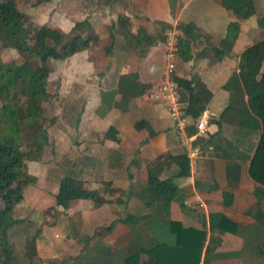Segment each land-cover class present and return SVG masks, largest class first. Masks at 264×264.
I'll use <instances>...</instances> for the list:
<instances>
[{
    "label": "crops",
    "instance_id": "obj_1",
    "mask_svg": "<svg viewBox=\"0 0 264 264\" xmlns=\"http://www.w3.org/2000/svg\"><path fill=\"white\" fill-rule=\"evenodd\" d=\"M252 4L254 13L240 19L219 0L100 1V86L73 82L93 71L86 49L64 59L71 64L59 95L68 106L79 103V110L71 120L59 118L53 135L57 155L60 141L65 142L62 156L74 186L97 190L106 202L73 199L66 208L56 206L59 175L50 187L37 189L31 217L39 230L36 260L27 264H85V255L96 253L100 264H122L135 252L141 262L147 257L144 249L172 241L169 220L205 231L198 264H264V187L247 173L258 133L224 111L229 91L222 87L237 72L241 51L264 37L256 20L264 14L261 0ZM234 21L236 37L226 40V26ZM75 22L65 17L57 23L72 29ZM187 23L195 26L190 57L177 58L174 75L200 81L210 93L198 116L205 120L202 132L198 118L186 117L178 127L144 96L163 76L165 31L179 36L178 25ZM181 153L189 158V173L172 179L177 198L163 215L145 189L146 167L159 155ZM157 170L165 179L177 167L161 158ZM44 179L49 181L47 175ZM16 209L12 216L20 223L24 217L15 216ZM127 213L140 217L133 233L121 221ZM217 216L233 222L234 229H218L231 226L220 222L217 227Z\"/></svg>",
    "mask_w": 264,
    "mask_h": 264
},
{
    "label": "trees",
    "instance_id": "obj_2",
    "mask_svg": "<svg viewBox=\"0 0 264 264\" xmlns=\"http://www.w3.org/2000/svg\"><path fill=\"white\" fill-rule=\"evenodd\" d=\"M45 0H34L38 5ZM234 16L243 19L254 13L252 0H219ZM257 24L264 27V14L257 16ZM85 27L84 20L73 24V29ZM181 35L177 38V58L185 61L190 57V41L193 37V24L178 25ZM238 23L230 22L226 26L224 39L236 37ZM25 28L20 10L15 0H0V48H13L23 57L20 63L0 61V99L6 102L0 106V264H11L13 244L9 241L8 230L18 223L13 218V208L22 199L24 188L34 180V176L25 169V161L38 160L48 142L46 130L42 126V103L47 100V79L49 70L46 61H61L78 51L88 48L95 34L82 37L79 33L67 36L56 28L39 27L33 35L30 45L21 40ZM37 60L38 64H34ZM176 83L178 101L183 115L196 120L209 91L200 81L171 75ZM222 87L229 91L226 110L236 116L238 125L258 133L251 156L248 158L249 177L264 187V37L245 47L239 54L237 72H233ZM17 95L23 98V104L16 101ZM244 95L246 98L244 99ZM28 134L27 149L21 147L20 133ZM151 134V132H149ZM168 159L177 170L171 177L160 179L157 162ZM145 189L153 197L154 210L167 215L168 205L177 198L178 189L172 181L174 177L189 173V158L185 153L177 155H159L146 167ZM74 178L62 176L54 195L56 206L66 208L73 199H89L104 203L99 191L74 186ZM216 225L227 222L231 227L220 225L218 229L233 230L235 224L225 217L217 216ZM221 220V221H220ZM121 221L133 233V224L140 221L139 216L126 214ZM168 229L172 234L170 243L155 242L143 252L146 259L138 261V253L124 258L122 264H198L199 255L205 238V231L183 227L179 222L169 220ZM38 229L26 238L24 255L35 257L34 240ZM74 264V263H70Z\"/></svg>",
    "mask_w": 264,
    "mask_h": 264
},
{
    "label": "rangeland",
    "instance_id": "obj_3",
    "mask_svg": "<svg viewBox=\"0 0 264 264\" xmlns=\"http://www.w3.org/2000/svg\"><path fill=\"white\" fill-rule=\"evenodd\" d=\"M34 0H15L16 7L21 12L22 23L25 28V33L22 34L21 40L23 44L30 45L33 42V35L37 28L43 26L48 28H56L65 33L68 37L79 33L82 37L86 34L93 33V27L97 30L95 34V40L90 41L88 48L86 49L90 53L89 63L91 64V74L85 77H78L73 79L76 84H97L100 86V1L101 0H45L38 5H32ZM261 8L264 13V0H261ZM69 17L72 22L75 19H83L92 28H79L68 29V27H62L58 25L61 19ZM66 31V32H65ZM23 57L13 48H0V61L1 62H16L20 63ZM34 64H38L35 60ZM71 63H64L48 59L46 66L49 70L47 79V90L49 96L46 101L42 103L43 108V121L42 126L47 132L48 142L43 148L41 157L36 161H25V169L29 174H35L33 182L29 183L24 188L22 199L15 205V216H23L26 219H22V222L15 224L8 230L9 241L13 244L12 260L11 264H27V262H34L35 258L29 259L24 255L25 237L28 238L33 234L34 222L31 217L35 215V204L37 189L47 185L51 186L52 181H56L57 176H69L71 172L67 171L66 157L62 156L66 149L65 142L60 141V156L57 155L56 145H54L53 126L59 118L65 120H71L74 117V113L79 110V103L75 106H68L65 103L64 95H59L60 87L64 86L65 70L70 67ZM89 64V65H90ZM90 73V72H89ZM71 79V78H70ZM72 81V80H71ZM63 94V93H62ZM16 101L19 104H23V98L17 95ZM5 100L0 99V106L5 103ZM21 147L27 149L28 134L26 132L20 133ZM44 175L48 176V180L45 182ZM43 176V177H42ZM92 178V175H89ZM2 205L0 200V206ZM14 213V212H13ZM23 213L25 215H23ZM71 232L75 233L73 229ZM25 236V237H24ZM86 251L82 252L85 253ZM77 254H73L72 257H76ZM95 255L87 257L85 255V264H100V256Z\"/></svg>",
    "mask_w": 264,
    "mask_h": 264
},
{
    "label": "built area",
    "instance_id": "obj_4",
    "mask_svg": "<svg viewBox=\"0 0 264 264\" xmlns=\"http://www.w3.org/2000/svg\"><path fill=\"white\" fill-rule=\"evenodd\" d=\"M177 38L175 31H165L163 76L149 85L144 96L147 101L159 105L174 121V124L179 127L186 120V116L183 115L179 105L176 83L171 78L177 63ZM204 123L205 120L202 116L199 117L196 123L198 131L204 130Z\"/></svg>",
    "mask_w": 264,
    "mask_h": 264
}]
</instances>
